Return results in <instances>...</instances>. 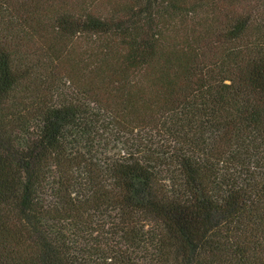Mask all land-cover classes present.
I'll use <instances>...</instances> for the list:
<instances>
[{
	"label": "trees",
	"instance_id": "1",
	"mask_svg": "<svg viewBox=\"0 0 264 264\" xmlns=\"http://www.w3.org/2000/svg\"><path fill=\"white\" fill-rule=\"evenodd\" d=\"M0 264H264V0H0Z\"/></svg>",
	"mask_w": 264,
	"mask_h": 264
}]
</instances>
